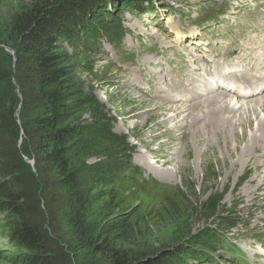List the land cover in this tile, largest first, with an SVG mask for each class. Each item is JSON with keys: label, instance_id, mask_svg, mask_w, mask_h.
Masks as SVG:
<instances>
[{"label": "rangeland", "instance_id": "obj_1", "mask_svg": "<svg viewBox=\"0 0 264 264\" xmlns=\"http://www.w3.org/2000/svg\"><path fill=\"white\" fill-rule=\"evenodd\" d=\"M40 1L0 0V69L7 71L0 87L10 88L19 99L15 112L19 129L16 148L25 167L11 170L9 165H0L4 171L0 183L9 176L20 183L13 189L23 194L22 212L29 227L36 230L48 264H111V250L114 256L117 250L119 257L132 259L135 264H178L181 255H192L199 245L214 242L216 228L231 234L242 231L239 234L248 237L263 234L264 122L258 127L259 141L238 154L235 146L248 142L237 144L231 130L224 133L226 126L215 121L225 115L238 134L246 131L249 135L252 130L255 134L257 122L248 128V121L255 114L259 122L264 119V96L253 99L256 104L252 106L247 99L227 105L232 94L226 92V98L216 102L219 106L225 104L224 113H216V104L205 111L196 109L190 124L183 107L144 96L128 84L130 81L122 84L118 69L94 52L92 44L105 33L99 25L110 28L112 6L118 9L126 0H81L86 8L74 12L75 6L71 7L76 15L63 23L74 37L62 40L59 48L69 79L65 90V104L69 107L60 126L70 129L66 156L88 199L86 233L76 230L75 214L68 208L65 188L59 183L60 173L44 161L39 163L40 156L31 150L25 152L21 146L25 144L23 139H28L25 121L40 114L44 105L37 101L35 111L23 118L22 91L17 88L16 77L21 70L15 66L19 44L10 34V25L17 15ZM190 1L199 5L213 3L178 0L175 5ZM83 11L86 15H81ZM141 17L137 15L132 20L138 24L147 22ZM249 31V25L245 31L240 28L239 41H230L221 53H225L224 66H231V77L244 75L253 84V57L257 59L264 48V37L251 44ZM205 37L201 34L194 40L197 44ZM79 41L89 44V49L82 50ZM230 50H236V56L226 59ZM243 57L246 60L242 61ZM189 59L192 58L187 57V63ZM30 87L26 85L27 90ZM8 98L3 95L5 106L10 105ZM157 149L173 153H159ZM127 161L141 167L139 177L146 180L143 186L126 178ZM147 178L153 180L154 186ZM8 215L0 211V264H24L22 256L29 251L16 248L18 230L13 223L18 218ZM100 245L105 246L103 252L99 251Z\"/></svg>", "mask_w": 264, "mask_h": 264}, {"label": "trees", "instance_id": "obj_2", "mask_svg": "<svg viewBox=\"0 0 264 264\" xmlns=\"http://www.w3.org/2000/svg\"><path fill=\"white\" fill-rule=\"evenodd\" d=\"M74 12L81 11L86 6L81 0H41L36 2L22 14L17 15L10 25V34L14 36L16 47V63L21 70L17 73L19 84L17 86L22 95L21 112L26 118L38 107L34 105L37 101L44 105L40 114L25 121V132L28 139L21 143L25 152L29 150L40 156L38 162L44 161L47 166L57 169L60 173V186L65 188L68 208L74 215V226L81 234H85V221L88 211V199L85 196L76 173L70 169L68 157L66 156L67 141L70 138V129L62 128L65 111L69 105L65 104L66 86L69 79L68 67L61 61L59 52L60 42L65 38L74 37L73 33L64 28L63 23L74 17ZM96 9L94 10V12ZM85 11L81 12V15ZM88 14V12H87ZM91 14V13H90ZM95 14V13H94ZM93 14V16H94ZM82 23L78 24L81 27ZM16 72V71H15ZM7 71L0 69L1 81L5 79ZM31 87L27 90L26 85ZM21 88V89H20ZM8 95V106L2 100L3 95ZM19 99L8 87H0V165H9L11 170L25 169L17 154L16 138L18 134V122L15 118L16 105ZM33 104V105H30ZM34 107V109H33ZM30 132L28 131V127ZM34 147V148H33ZM24 167V168H21ZM18 168V169H16ZM4 171L0 167V175ZM7 179L0 183V211H7L8 216L18 218L13 226L16 232V248L27 250L28 255L22 256L24 264H48L47 258L35 229L28 225L22 208L23 194L13 189L16 179ZM20 186V185H19ZM105 246L100 245L99 251L103 252ZM111 264H135L132 259L119 257V252L111 250ZM51 264V263H50Z\"/></svg>", "mask_w": 264, "mask_h": 264}, {"label": "bare ground", "instance_id": "obj_3", "mask_svg": "<svg viewBox=\"0 0 264 264\" xmlns=\"http://www.w3.org/2000/svg\"><path fill=\"white\" fill-rule=\"evenodd\" d=\"M187 80L190 82V84H189V86L187 87V89H186V91L188 92V96H189V99H188V101H189V109L190 110H188L187 111V116H190L189 118H190V124H191V122L192 121H194L195 120V117H192L193 115H194V111L196 110V109H200V107L202 106V105H204V104H207V105H214V104H216V102L218 101V99L221 97V95H218V94H216V95H214V96H212V97H210V98H202L200 95H199V93H198V91L196 90V88H195V83H196V81H194L193 80V78L192 77H188L187 78ZM262 92V90L260 89L258 92H257V94L258 93H261ZM256 95V93L254 92V91H251V93L249 94V101H251V102H246V103H249L248 105H255L256 103L255 102H253V99H254V96ZM255 99H257V98H255ZM223 101V100H222ZM246 101H248V100H246ZM233 103L231 104V105H235L236 104V102L235 101H232ZM244 102V101H243ZM238 103V102H237ZM152 104V103H151ZM150 104V105H151ZM155 105V104H154ZM220 105V104H219ZM219 105H215L217 108H216V113L218 112H225L226 110H227V108H226V106H224L225 108H223V105H225L223 102H222V107L221 106H219ZM228 105V104H227ZM258 105V104H257ZM152 106V105H151ZM188 107H187V109H188ZM262 107V106H261ZM264 108V107H263ZM234 109V108H233ZM184 110V109H183ZM213 111H215V109H213ZM260 111H263V109L262 110H260ZM249 112H252V114H255L256 112H255V110L253 111V109H250L249 110ZM249 112H247V113H249ZM217 113V114H218ZM215 114V113H214ZM216 114V115H217ZM263 114H264V111H263ZM199 114H197L196 115V117L198 116ZM216 115L214 116V117H216ZM195 116V115H194ZM219 116V115H218ZM218 120L217 121H215V122H217V124L219 125H225L226 126V128H225V131H224V133H226L227 131H229V130H231V137H234L235 138V142L237 143V144H240L242 141H245V143L246 142H248L246 145H244L245 143H241V144H243L244 146H241V147H239V146H235V149L236 150H239L238 152V154H240V153H243L244 151H245V149H247V148H253V144L254 143H257V141H259V139H260V137H258V136H260L261 134L259 133V131H258V127H259V125L260 124H262L263 122H264V119L263 120H261L260 122H259V120H258V116L255 114V117H253L252 116V119H251V121H248V128L250 127V125L251 124H255V122H257V129H256V131L259 133H253V130L251 131V134H249V135H247V132L246 131H244V132H241V134H238L235 130H234V128L232 127V125H233V123L231 122V120L229 119V117H227V116H225L224 115V117L223 118H217ZM168 122V121H167ZM203 122V121H202ZM232 123V124H231ZM216 124V123H215ZM216 124V125H217ZM215 125V126H216ZM264 125V124H263ZM192 127V126H191ZM219 127V126H218ZM261 127V126H260ZM198 128V127H197ZM260 130V129H259ZM261 131H263V130H261ZM263 133H264V131L262 132V135H263ZM227 139V138H226ZM262 139V138H261ZM228 140V139H227ZM248 140V141H247ZM236 144V145H237ZM251 144V145H250ZM146 164H148V163H146ZM149 165V164H148ZM216 243H214V242H211V245L210 246H214ZM205 248H207V247H205ZM191 254H196V252L195 251H192L191 252Z\"/></svg>", "mask_w": 264, "mask_h": 264}]
</instances>
